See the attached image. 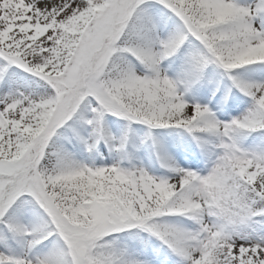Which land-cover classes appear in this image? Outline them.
Returning <instances> with one entry per match:
<instances>
[{
  "label": "snow or ice",
  "instance_id": "obj_1",
  "mask_svg": "<svg viewBox=\"0 0 264 264\" xmlns=\"http://www.w3.org/2000/svg\"><path fill=\"white\" fill-rule=\"evenodd\" d=\"M0 264H264V0H0Z\"/></svg>",
  "mask_w": 264,
  "mask_h": 264
}]
</instances>
